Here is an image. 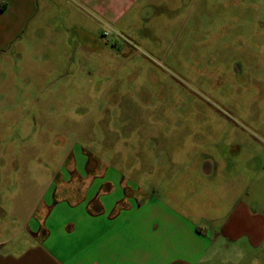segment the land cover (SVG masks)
Returning <instances> with one entry per match:
<instances>
[{
  "label": "rangeland",
  "instance_id": "obj_1",
  "mask_svg": "<svg viewBox=\"0 0 264 264\" xmlns=\"http://www.w3.org/2000/svg\"><path fill=\"white\" fill-rule=\"evenodd\" d=\"M116 27L39 0L0 41V177L31 179L33 199L63 162L141 164L148 196L155 163L222 218L233 197L264 213V0H140ZM218 239L191 264H264V244Z\"/></svg>",
  "mask_w": 264,
  "mask_h": 264
},
{
  "label": "crops",
  "instance_id": "obj_2",
  "mask_svg": "<svg viewBox=\"0 0 264 264\" xmlns=\"http://www.w3.org/2000/svg\"><path fill=\"white\" fill-rule=\"evenodd\" d=\"M64 1L113 31L140 0ZM38 2L0 0V41L14 37ZM64 164L51 177L57 182L49 196L46 187L32 199L29 178L0 177V189L7 188L0 191V264H191L214 252L218 238L264 244V213L233 197L218 216L214 192L206 201L205 186L186 183V172L166 171L169 177L158 179L159 168L146 163L156 183L143 196L141 164L132 175L121 162ZM198 166L201 174L211 168ZM204 207L213 211L206 214Z\"/></svg>",
  "mask_w": 264,
  "mask_h": 264
},
{
  "label": "built area",
  "instance_id": "obj_3",
  "mask_svg": "<svg viewBox=\"0 0 264 264\" xmlns=\"http://www.w3.org/2000/svg\"><path fill=\"white\" fill-rule=\"evenodd\" d=\"M103 33V35H106L107 34V32H102Z\"/></svg>",
  "mask_w": 264,
  "mask_h": 264
}]
</instances>
